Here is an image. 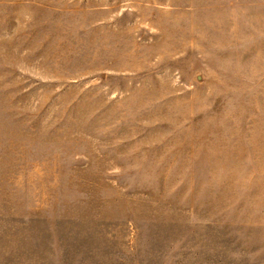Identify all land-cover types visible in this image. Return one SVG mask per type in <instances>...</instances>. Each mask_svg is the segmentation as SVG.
Instances as JSON below:
<instances>
[{
  "label": "rangeland",
  "instance_id": "obj_1",
  "mask_svg": "<svg viewBox=\"0 0 264 264\" xmlns=\"http://www.w3.org/2000/svg\"><path fill=\"white\" fill-rule=\"evenodd\" d=\"M0 264H264V0H0Z\"/></svg>",
  "mask_w": 264,
  "mask_h": 264
}]
</instances>
